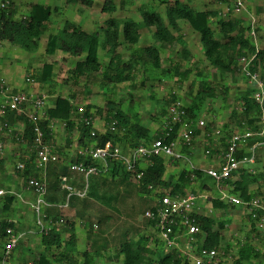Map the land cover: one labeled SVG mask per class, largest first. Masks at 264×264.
Instances as JSON below:
<instances>
[{
	"label": "trees",
	"instance_id": "obj_1",
	"mask_svg": "<svg viewBox=\"0 0 264 264\" xmlns=\"http://www.w3.org/2000/svg\"><path fill=\"white\" fill-rule=\"evenodd\" d=\"M63 1L66 4H82L88 7L93 4L92 0ZM225 1H227L226 4L230 5V0ZM6 3L4 6H0V42L20 47L27 52L36 51L39 47V39L47 30L52 13L57 11V7L34 2L30 4L27 14L15 16L17 9L10 3V0H7ZM159 3L165 5L164 16L146 7H139L141 18L138 22L131 18L119 20L115 17H110L106 19L103 37L98 31H86L76 24L65 21L61 29L55 33L48 34L45 52L51 55L59 51L63 55H71L77 58L74 67L70 70V79L84 78L86 81H90L92 76L100 75L109 82L121 83L132 79V72L136 65L145 64L141 57H144L154 68L161 69L160 48L153 44L144 45L140 48L138 54L132 51L128 60H121L119 49L122 44L126 43L128 46L137 44L140 39L139 30L142 27L153 28L152 37L159 42L160 46L174 42L182 45L181 55L187 58L190 53L184 48L185 43L180 35L182 30L180 22L184 21L197 34L202 46L203 56L215 72H229L232 74L237 66L241 69L239 61L241 57H253L249 64V69L256 73L258 71L260 75L257 74L262 79L264 49L258 48L247 36L248 27L242 17H221L218 16V11L215 9L197 10L191 6L190 1L173 0V3H170V0H159ZM115 10L114 0H103L101 11L111 13ZM213 20L217 27V35L211 25ZM100 49L108 57L106 64L100 60ZM53 68V63H44L42 65L39 74L36 76L41 85L50 83ZM200 82L201 88L197 90L189 105H185L186 116L191 120L195 119L204 101L215 96L213 89L209 85H206L204 81ZM254 91L255 88L252 85H248L239 93L240 108L231 110L230 119H238L241 125L244 123L259 131L260 128L256 124L260 120V106L253 98ZM73 111L74 106L71 101L63 96H57L52 105L45 107L44 117L38 122L43 133L44 142L52 141L53 127L51 123L53 121L65 122L67 129L75 127V122L71 119ZM82 116L85 117L84 120L79 121L77 124L82 133V138L79 140L81 143L84 142L83 139L85 138L89 142L95 141V146H103L111 140L113 135L110 131L103 134H95V132L91 134L93 131L92 123H86L87 120L91 121L88 107L82 113ZM114 117L117 126L126 127L128 120L120 110L115 111ZM4 119L8 121V126L18 120L23 123L20 139L31 147V153L27 155V158L25 156L24 159L25 169L21 171L23 177H27L26 184L30 175V165L33 163L34 166L36 158L34 124L23 114H18L13 110H7L4 114ZM177 128L178 124L174 126L168 139H173L176 136ZM129 131L138 139L130 147L142 142L147 143L154 137H152L146 127L137 124H131ZM161 134L162 132L157 136ZM253 137L249 138L251 139L249 141L251 145L255 141H264V134L259 135L255 139H252ZM222 141L224 142V139ZM223 146L224 149L226 144ZM244 155L245 150L241 149L236 156L240 158ZM81 160L87 165L101 166V163L97 160L81 156L78 153L74 159L71 158L68 162H63L59 159L58 162L47 164L45 170V200L50 206L43 209L45 219L58 221L62 218L63 223L59 226L53 223L47 234H39L40 242L47 252L40 254L36 261L32 260L35 264H52L53 261L61 262L63 259H67L71 252L76 251V220L82 221L86 227L85 240L87 248L84 251H79L84 258L83 264H91L96 255L108 253L110 250H115L117 255L122 256L121 264H189V261L174 248L166 250L158 258H154L157 253L156 247H151L148 244L151 237L142 234L141 230L146 226H151L157 235L152 238L154 244L161 239L155 227V220L144 215L147 210L154 209V203L150 202L147 196L152 190L157 189L155 198L159 197L162 194L161 187L167 184L171 185L168 190L169 193L183 194L184 183L189 179L188 172L185 169L179 172L175 181L166 182L163 180V158L153 157L151 163L144 170L139 183H135L122 164L116 161H108L106 170L88 178L86 195L79 197L71 194L67 205L64 206L68 192L61 188L60 177L66 175L70 183L79 188V180H82L83 176L72 171L69 163ZM192 175L203 180L207 177L198 168L190 170V177ZM32 176L41 177L42 174L37 176V173H34ZM256 180L257 176L250 174L249 171L248 173L242 172L237 179H226L225 182L229 183L233 194L237 193L236 195L240 198L249 201L253 197H258L257 195L260 193L258 189L255 191L250 189V185ZM202 187L207 188L205 184ZM15 198L13 194L5 195L1 199L0 204L2 205L0 207L8 209ZM132 198H134L133 206L127 211L126 220L121 218V221H118L120 217L118 215L126 213L124 203ZM258 198L261 199L262 203L264 202L261 197ZM210 201L214 207L224 206V203L218 198L210 199ZM141 215L143 216L142 221H140L142 225L133 224L132 222H137L138 217ZM193 217L205 237L202 241L194 244L192 252L197 254L201 248L215 249L218 251L219 264H221V258L225 253L223 248H227L226 246L222 247L223 231L229 221L215 219L209 215L199 213H194ZM246 217L248 221H251L252 229L258 230L255 222L248 215ZM0 222L3 225L10 224L16 229L15 222L12 220L1 219ZM63 232L69 234L65 241L62 239ZM257 258H259V253L254 245L250 241H245L238 244L234 264L253 263Z\"/></svg>",
	"mask_w": 264,
	"mask_h": 264
},
{
	"label": "rangeland",
	"instance_id": "obj_2",
	"mask_svg": "<svg viewBox=\"0 0 264 264\" xmlns=\"http://www.w3.org/2000/svg\"><path fill=\"white\" fill-rule=\"evenodd\" d=\"M6 1L0 0V3H5ZM92 1V6L88 7L82 4H66L63 0H34V2L57 7V11L52 13L51 21L48 23L47 30L40 37L39 47L36 51L27 52L9 43H5L0 47V79L5 80L10 87L22 88L23 91L29 94H44L46 96L45 107L52 105L57 96L67 97L71 101L74 106L71 119L75 122V127L67 129L65 122L58 121L54 124L52 141H46L47 144L55 147L54 150L58 154L60 161L63 162H68L71 158L74 159L78 149L94 146L95 141L89 142L85 138L83 143L79 141L82 138V133L77 124L79 121L84 120L85 117L82 116V113L87 107L91 116L92 130L95 134H103L110 131L113 137L109 142L123 151L127 150L130 145L138 140L129 131L131 124L146 127L152 137H156L167 125L169 107L176 101H180L186 106L189 105L197 90L201 88L200 81H204L206 85L213 89L215 96L207 98L195 119H192L193 137L191 145L181 149L183 155H186L190 162L188 159L183 158H164L163 180L173 182L177 179L179 172L185 169L188 172L189 179L184 183L183 191L192 192L197 196L195 203L196 208L199 210L198 213L209 215L215 219L229 221L223 231L222 247L226 246L227 248H223L225 253L221 258V264H234L238 244L245 241H250L259 253V258L249 264H264V234L262 232L258 233L257 229H252L251 221H248L245 215V208L241 205L231 204L226 199L222 201L224 206H212L210 199H215L222 196L223 193H228L224 188H227L229 183L223 182V187L219 189L214 186L213 180L210 178L206 179V177L203 180L193 175L190 177L192 165H198L196 158L189 155L191 149L196 151L198 154L196 157L203 161L202 165L206 169L210 164L217 165L215 160L216 153L223 149L225 142L222 139L225 141L228 134L235 131L241 133L251 131L255 133L252 139L259 136L257 135L258 130L253 127L244 123L241 125L238 119H230L231 110L240 108L239 93L251 84L245 78L239 66L235 68L232 74L229 72H215L203 56L202 46L197 34L184 21L180 22L182 28L180 35L185 43L184 48L190 53L187 58L181 55L182 45L174 42L160 46L159 42L152 37L153 28L142 27L139 30L140 39L137 44L134 46H128L126 43L122 44L119 49L121 60L126 61L130 58L132 51L138 54L140 48L144 45L153 44L160 48L161 69L154 68L144 57H141L145 64L136 65L132 72V79L129 81L121 83L109 82L100 75L92 76L90 81H86L84 78L70 79V70L74 67L77 58L71 55H63L59 51L51 55L45 52L47 35L61 29L65 21L76 24L87 31H98L103 37L105 20L110 17H115L119 20L131 18L138 22L141 18L139 7L157 11L161 16H164L165 10V5L160 4L159 0H114L116 10L110 13L101 11L103 0ZM180 1H190L194 9L207 7L217 11L225 7L224 4L227 3L225 0ZM18 2H21V4H17ZM243 2L245 9L241 10V13L233 14L234 12H232V15L227 14L226 17H242L248 27L247 36L258 48L264 49V0H243ZM10 3L13 4L15 9H20L19 16L27 14V7L31 4L28 0H10ZM170 3H173V0H170ZM211 25L217 35V27L214 20ZM251 26L254 27V33L251 32ZM99 56L101 62L104 64L108 62V57L102 49L99 50ZM44 63H53L54 68L50 83L41 85L36 76ZM259 72L261 73V71ZM261 75L264 82V71ZM28 77L31 79L30 82L26 81ZM116 110H120L126 116L128 120L126 127L115 124L114 115ZM199 119L204 121L202 127H196L194 124ZM17 122L22 123L21 120ZM256 126L260 128V120ZM22 128V126H17L15 123L9 127L5 126L0 119V143L2 145L0 156L2 155L3 159H5L4 165L0 164V175L6 176V173L9 174V178L5 179L0 186L7 190H14L21 196V199L15 196L16 200H13L14 202L10 204L7 210L0 207V220L16 218V230L25 232L24 237L20 240L11 257V262L36 261L40 254L47 252L40 242V235L35 232L37 230L36 214L31 207L35 196L31 194L32 196L29 197L26 193L22 194L24 190L27 191L25 184L27 177H23L22 172L17 170L15 166L18 162H24L25 155L31 153V147L20 139ZM194 131L197 132L194 133ZM217 131L219 132L217 133ZM250 140L247 139L240 145L247 149L251 145ZM256 142L263 143L264 141H255L254 143ZM34 149L36 151L35 146ZM207 149L210 150L208 154H206ZM204 155H207L206 159H202ZM247 166L243 165L245 168H241L230 179H237L242 172L248 173L249 171L246 170ZM249 168L254 170L250 174L257 176V180L250 185V189L251 191L258 189L260 193L257 196L264 201V145L256 149V160ZM39 172L32 163L29 176L34 173L39 176L42 174L41 171ZM79 182L81 183V180ZM203 184L207 188H203ZM170 187L171 185L167 184L161 188L168 191ZM156 191L157 189L152 190L147 196L150 202L154 203L156 201ZM133 201L134 198L124 203L126 213H120L118 221H121V218L126 220L127 211L133 206ZM142 217V215L139 216L137 222L132 223L141 226ZM141 230L142 234L151 237L148 244L151 247H156L157 253L154 258H158L166 250H170L171 247L167 246L164 240L159 239L158 243L154 244L152 238L157 235L151 226H146ZM85 231L86 227L83 222L76 220V251L71 252L67 259H63L61 262L53 261L52 264H83L84 258L80 252L87 248ZM68 236L69 234L66 232L62 233L64 241ZM183 238L187 239L185 235ZM178 239V242L182 243L183 239ZM181 247V250L190 251V245ZM116 253L115 250H110L108 253L96 255L91 264H121L122 256Z\"/></svg>",
	"mask_w": 264,
	"mask_h": 264
},
{
	"label": "built area",
	"instance_id": "obj_3",
	"mask_svg": "<svg viewBox=\"0 0 264 264\" xmlns=\"http://www.w3.org/2000/svg\"><path fill=\"white\" fill-rule=\"evenodd\" d=\"M5 3L1 2L0 5L4 6ZM244 6L243 0H230V5L226 4L225 7L218 10V16L227 18V14L232 15V12H234L233 14H239L241 13V10L245 9ZM253 28L254 27L251 26L252 33H254ZM252 58L253 57H241L239 59L241 64L240 70L248 82L255 88L253 98L260 106V130L257 135H263L264 82L256 72H252L249 69V64ZM26 81L30 82L31 79L28 77L26 78ZM45 97L44 94L33 95L22 89H14L10 87L5 80L0 79V117L4 116L7 110H13L18 114H23L34 124V143L36 147L34 167L38 171H41L42 176H29L26 183V189L35 196L34 203H31V207L36 214L37 230L35 232L38 234H47L53 223L58 226L63 223L62 218L58 221L45 219L43 211L45 207L50 206L45 200V170L48 163L59 161V156L54 150L55 147L43 141V133L38 125L39 120L42 119L45 114ZM86 123H92V121L87 120ZM192 123L193 120H190L186 116L185 105L180 101H176L169 107L168 122L163 128L162 134L152 138L151 141L147 143L142 142L123 151L109 141L103 146L94 145L90 148L78 149L77 153L79 155L97 160L101 163V166L87 165L82 160L69 163L71 170L81 174L83 179L81 180L80 187L77 188L70 183V180L66 175L60 177L61 188L68 192L66 201L63 205H67L68 198L71 194H75L79 197L85 196L88 189V178L92 175H98L101 171L106 170L108 168V161H116L122 164L130 174L132 180L135 183H139L144 174V170L151 163L153 157H161L163 159L166 157L174 159L183 158L187 160L188 157L183 155L181 149L184 146L189 147V145H191L193 137L191 128ZM176 124H178L176 136L173 139H168ZM194 124L196 127H202L204 121L199 119L195 121ZM218 132L219 131H217V133ZM91 134H94V131H92ZM254 135L255 133L251 131L243 133L235 131L228 135L226 147L222 149L221 153L217 156V165L202 170L213 180L214 186L221 189L223 187L222 183L225 182L226 179L233 177L243 165L254 163L256 159V149L259 146L264 145V142H256L249 147L244 156L240 158L236 156L240 144ZM1 148L2 145L0 144V149ZM208 153H210L209 149L206 150V154ZM15 166L19 171L25 169L24 162H18ZM161 192L162 194L157 197L154 202V209L145 212L147 218L155 220V227L161 240H164L167 246L171 247L170 249H177V251L189 261V264H219L220 257L218 256V251L215 249L201 248L197 254L192 252L194 244L198 241H202L205 237V234L195 223L193 217V214L197 213L195 211V201L197 196L192 192L171 194L169 191L163 190L162 188ZM8 194H13L21 199V196L18 193L0 187V202L2 201L1 199ZM223 199H226L231 204L241 205L245 208L244 212L246 215L255 222L258 230L264 234V203H262L260 198L253 197L251 200L245 201L238 195L223 193V195L220 196V200ZM174 227L176 228L175 230ZM24 235L25 232L17 231L10 224L3 225L0 222V264H35L32 260L18 262L10 261ZM184 235L187 239L183 238ZM178 238L183 239L182 243L178 242ZM189 245L191 252L181 250V246Z\"/></svg>",
	"mask_w": 264,
	"mask_h": 264
},
{
	"label": "crops",
	"instance_id": "obj_4",
	"mask_svg": "<svg viewBox=\"0 0 264 264\" xmlns=\"http://www.w3.org/2000/svg\"><path fill=\"white\" fill-rule=\"evenodd\" d=\"M28 2L29 3H34V0H28ZM17 4H21V2H18ZM45 4V3H44ZM46 5H48V4H46ZM224 5H226V3L224 4ZM29 6H30V4L28 5V9L27 10H29ZM204 9H211V8H207V7H204V8H197V10H204ZM19 8L17 9V14L15 15V16H19ZM83 29V28H82ZM85 30V29H84ZM87 31V30H86ZM48 36V35H47ZM46 41H47V38H46V40H45V46H46ZM6 42H0V47L2 46V45H4ZM14 89H22V88H14ZM28 93V92H27ZM0 119L4 122V125H5V123H6V126H8V121L7 120H5L4 119V116H1L0 117ZM19 121V120H18ZM57 121H53L52 123H51V125H52V127H53V131H54V124L56 123ZM17 126H22L23 127V124L21 123V122H16L15 123ZM9 127V126H8ZM10 129V128H9ZM23 129V128H22ZM3 134V133H2ZM226 140H227V138H226ZM226 140L224 141L225 142V144H226ZM1 144V143H0ZM224 144V145H225ZM245 146H247V145H245ZM249 147L250 146H248V148L247 149H244V146H242V145H240V148H239V150H241V149H244L245 150V154L247 153V151H248V149H249ZM2 149V148H1ZM1 149H0V151H1ZM221 153V150L218 152V153H216V158H215V160H216V162H218V155ZM27 155H29V154H26L25 156L27 157ZM189 155H191V156H194L195 158H196V160H197V162H198V165H195V166H193L192 165V167L191 168H198V169H200V170H204L205 168H204V166L202 165V163H203V161H201V159H199V158H197L196 157V155H198L197 153H196V151L195 150H192L191 149V152L189 153ZM191 156H190V158H191ZM206 156L204 155V158L202 157V159H206L205 158ZM4 157H2V155L0 156V164H3L4 165V161H5V159H3ZM256 160V159H255ZM2 162V163H1ZM189 162H190V160H189ZM255 162V161H254ZM253 164V163H252ZM252 164H249L247 167H246V170H248V171H250V172H254V170H253V168H249L250 166H252ZM247 165V164H246ZM210 166H214V165H212V164H210ZM209 166V167H210ZM242 168H245V167H242ZM206 175V174H205ZM207 176V175H206ZM234 176V175H233ZM208 177V176H207ZM7 178H9V174L8 173H6V176H3V175H0V185H2L3 183H4V180L5 179H7ZM1 187V186H0ZM230 185H228V187L227 188H224L226 191H228V193L229 194H233L232 192H231V190H230ZM12 191V190H11ZM14 191V190H13ZM15 192V191H14ZM16 193V192H15ZM28 194L29 195V197H31L32 195V193L31 192H29V191H23L22 192V194L24 195V194ZM236 195V194H235ZM215 198V197H214ZM216 198H218L219 200H220V197H216ZM14 200H16V199H14ZM23 200H25L24 198H23ZM221 201H223V200H221ZM14 202V201H13ZM22 202H24V201H22ZM7 210V209H6ZM195 211L198 213L199 212V210L196 208L195 209ZM245 214V213H244ZM246 215V214H245ZM247 216V215H246ZM12 221H16V218L15 219H11ZM258 233H260V231L258 230ZM257 250V249H256ZM255 262V261H254ZM244 264H249V263H246V262H244Z\"/></svg>",
	"mask_w": 264,
	"mask_h": 264
}]
</instances>
